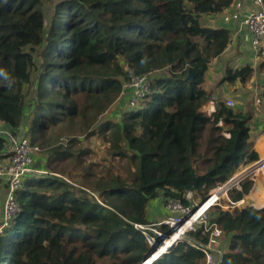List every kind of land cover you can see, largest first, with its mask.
<instances>
[{
    "label": "trees",
    "instance_id": "trees-1",
    "mask_svg": "<svg viewBox=\"0 0 264 264\" xmlns=\"http://www.w3.org/2000/svg\"><path fill=\"white\" fill-rule=\"evenodd\" d=\"M234 2L0 0V131L37 144L44 167L70 158L82 170L99 168L82 185L52 167L25 176L16 192L20 210L0 233V264H141L151 247L136 225L151 223L154 199L188 203L187 191L204 199L258 160L250 111L220 99L205 111L213 101L209 65L232 37L208 21L218 23ZM252 72L227 67L217 83L245 84ZM144 74L153 77L146 96L129 106L127 92L120 119L103 121L130 76ZM90 136L105 142L95 164L86 146L72 150ZM7 143L0 133V160ZM107 158L122 160L115 173ZM252 184L241 181L228 198L242 200ZM1 186L7 190L2 178ZM214 226L222 231L219 264H264V206L245 201L212 206L206 225L152 264H205L189 241L207 243Z\"/></svg>",
    "mask_w": 264,
    "mask_h": 264
},
{
    "label": "built area",
    "instance_id": "built-area-1",
    "mask_svg": "<svg viewBox=\"0 0 264 264\" xmlns=\"http://www.w3.org/2000/svg\"><path fill=\"white\" fill-rule=\"evenodd\" d=\"M242 4L239 0H235L231 8L222 14L221 20L224 24L238 22L250 34V49L253 54V61L256 62L259 56L260 48L264 46V3L263 0H252V7L247 11H241ZM252 87H253V110L256 113L263 114L262 110V95L264 94V76L259 78L255 64H252ZM150 74L132 75L129 80L123 85V91L129 92L127 104L134 106L138 104L149 91L152 81ZM228 106H234V100L228 98L225 100ZM8 138L3 154L8 157L4 162H0V178L8 184L6 198L4 202V212L2 216L3 228L20 210L16 198V192L20 188L23 178L33 171V163L35 156L40 151L37 144H32L26 136L12 135L7 131H0ZM259 166L264 169V157L251 163L242 172L236 173L227 182L211 189L204 199L195 200L192 198V191H187L185 199L188 203H184L180 199L169 198L163 202V208L167 213L166 218L157 223L147 225L137 224V228L142 230L147 243L150 245V253L147 254L142 264H152L163 254L168 253L172 247L178 242L187 238L189 231L194 230L196 226L206 225L210 215V209L214 205H220L222 209L233 208L240 206V201H231L227 192L226 185L231 188H240V178L246 175L254 177L256 170L253 167ZM40 172V171H39ZM245 173V174H244ZM218 195L216 192L223 188ZM230 188V189H231ZM229 189V190H230ZM223 199H227V203H221ZM222 231L219 227L214 226L210 231L209 240L207 243L190 240L189 243L196 249L201 250L205 255V264H219L223 256V249L219 240ZM152 256L149 259V256Z\"/></svg>",
    "mask_w": 264,
    "mask_h": 264
},
{
    "label": "crops",
    "instance_id": "crops-1",
    "mask_svg": "<svg viewBox=\"0 0 264 264\" xmlns=\"http://www.w3.org/2000/svg\"><path fill=\"white\" fill-rule=\"evenodd\" d=\"M239 1L242 4L241 11H247L252 7V0ZM217 25L228 27L232 32V37L230 43L224 49V51L209 65L206 79L207 85H209V87H207L210 89L213 95V101L208 102H210V104L213 103L215 106L219 99L225 101L226 99L231 98L234 100L235 107L242 111H250L252 113V120L250 122V136L253 141V148L258 155V160H261L264 157V115L256 113L253 110V87L252 81L250 80L251 77L245 84H241L238 81L233 84H228L225 82L218 84L217 79H221V76L227 67L242 68L246 65L252 66V64H255L259 78H262L264 76V69H261L260 63L264 61V46L260 48L258 59L256 62H254L253 54L250 49L249 32L244 27L240 26L238 22L224 24L221 18H219ZM209 75H211L213 78L211 79ZM211 81H214L213 84H211ZM261 107L264 112V94L262 95ZM0 162H4V160H0ZM250 164L251 163H249V165ZM246 165L248 164L243 165L241 170L245 168ZM251 180L253 181V185L249 192L242 199L241 203L246 199H251L253 206H264V169H262L261 174H255ZM2 188L4 189L3 186L0 187V189ZM155 209L157 210L156 204ZM163 211H165L164 208ZM155 212L153 213L155 214ZM149 219L152 220L153 217H150Z\"/></svg>",
    "mask_w": 264,
    "mask_h": 264
},
{
    "label": "rangeland",
    "instance_id": "rangeland-1",
    "mask_svg": "<svg viewBox=\"0 0 264 264\" xmlns=\"http://www.w3.org/2000/svg\"><path fill=\"white\" fill-rule=\"evenodd\" d=\"M46 1H48V0H46ZM208 23L210 25L218 24V23H215L214 20H211L210 22L208 21ZM210 72L213 73L212 71H210ZM209 76H210L211 79L213 78L211 75H209ZM221 78H222V76H221ZM216 79H214V80H216ZM219 79H217V80H219ZM213 82L211 84H213ZM49 86L50 85L48 84V87ZM207 86L209 87V85H207ZM211 87H213V86H211ZM127 92L128 91H124V93L121 94V96L118 98V100L109 107L107 112L102 117L103 121H105L107 119H111V120H114V121L120 119V116L124 112V110H127V107L125 106V104L121 102V100L124 99V97L126 96ZM214 107L215 106H214L213 103L210 104V102H208L205 105V111L208 112V111L212 110ZM102 120H101V122H102ZM99 135L101 136L102 134H99ZM100 136H90L88 138H82V141H80L82 143H80L79 140L77 141V139H76V142H74V145H72V150L76 151L77 149H79L80 148L79 145L86 146L90 150V153L88 154V157H87L88 158L87 161H90V162H92L94 164L98 163L100 157L104 158V156H105V142L101 139ZM61 142H62L63 146L69 145L68 139L66 137ZM37 157H38L37 161L41 160L42 165L35 166V162H34V165H33V169L34 170L33 171H36V172L40 171L42 173L43 172L48 173V171L54 169L55 171H53L52 173H54L57 176H62L64 178H67L68 180H72L77 185L84 184V183H82V181L84 182L83 175H86V176L90 177V175L95 174L99 170V168L96 167L95 165L92 166V169H91L90 172H88L86 170H82L81 166L76 164V162H74L70 158L69 159L66 158L64 160L55 161V162H53L54 161L53 160L52 162H50V164H47L49 166L48 168L44 167L46 159H45L44 150H42L41 148H40V151L38 152V154L36 155V158ZM42 158H44V161H43ZM108 159L109 158H107L106 160H103V162L106 165H110L109 167L111 168L112 172L115 173V171H117L121 167L122 160L121 159H113L110 162V161H108ZM36 165H37V163H36ZM248 166H249V164L246 165L245 168L242 169V171L245 170L246 167H248ZM51 167L53 169H51ZM62 170H64L65 173H63ZM242 171L240 170L239 172H242ZM245 177H246L245 179H252L251 175H249V176L246 175ZM91 179H93V177H91ZM215 188H217V187H215ZM215 188H212V190L215 189ZM6 191H7L6 188L0 189V225L2 224V216H3V212H4V202H5V198H6ZM89 192H91V191H89ZM91 193L94 194V195L96 194V193H93V192H91ZM192 198L195 199V200H199V198L196 197L194 193L192 194ZM244 201H246L247 203L252 204L251 199H246ZM224 202H225L224 200L221 201L222 204ZM155 204L157 205V210L155 209ZM257 208H259V207H257ZM153 212H155V214ZM147 215H148L149 218L153 217V219H156V220L152 219L151 223H157L158 221H161L162 219L166 218L167 213L165 211H163V203H162V199L161 198L154 199L152 201V203L150 205H148V207H147ZM2 230L3 229L0 227V233H1Z\"/></svg>",
    "mask_w": 264,
    "mask_h": 264
},
{
    "label": "bare ground",
    "instance_id": "bare-ground-1",
    "mask_svg": "<svg viewBox=\"0 0 264 264\" xmlns=\"http://www.w3.org/2000/svg\"><path fill=\"white\" fill-rule=\"evenodd\" d=\"M261 153H262V152H261ZM252 170H256V174H261V172H262V168L259 167V166H255V167H253ZM241 171H242V170H241ZM243 171H244V170H243ZM244 174H245V173H244ZM225 187H226V186H224L223 188L219 189V190L216 192V195H218L222 190H224ZM254 203H256V202H254ZM152 256H156V254H155V255H151V256H149V259H151Z\"/></svg>",
    "mask_w": 264,
    "mask_h": 264
},
{
    "label": "water",
    "instance_id": "water-1",
    "mask_svg": "<svg viewBox=\"0 0 264 264\" xmlns=\"http://www.w3.org/2000/svg\"><path fill=\"white\" fill-rule=\"evenodd\" d=\"M191 77H192V75H191V73H189L188 76H187V78L190 79ZM245 178H246V177H242V178H240L238 181L241 182V181H243ZM226 186H228V187H227L228 190L231 188L230 185H226ZM149 253H150V251H149ZM149 253H148V254H149ZM141 264H142V263H141Z\"/></svg>",
    "mask_w": 264,
    "mask_h": 264
}]
</instances>
